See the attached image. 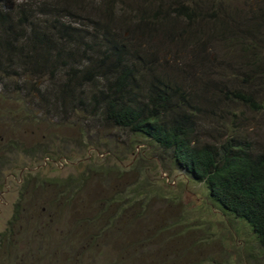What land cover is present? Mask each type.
<instances>
[{"label":"rangeland","instance_id":"374dc122","mask_svg":"<svg viewBox=\"0 0 264 264\" xmlns=\"http://www.w3.org/2000/svg\"><path fill=\"white\" fill-rule=\"evenodd\" d=\"M28 1L46 3L55 25L81 37L79 68L103 61L92 24L122 33L131 53L139 49L141 60L130 58L146 68L142 81L157 74L181 88L200 146L219 151L232 134L264 150V0ZM8 57L0 55V264H264L252 227L205 182L105 119L101 72L74 85L69 68Z\"/></svg>","mask_w":264,"mask_h":264},{"label":"trees","instance_id":"16d2710c","mask_svg":"<svg viewBox=\"0 0 264 264\" xmlns=\"http://www.w3.org/2000/svg\"><path fill=\"white\" fill-rule=\"evenodd\" d=\"M45 4L25 0L6 7L0 5L3 41L0 55L7 62L8 56L12 57L19 67L69 68L74 85L88 82L95 78L93 73L101 72L106 78L100 90L105 119L170 151L179 167L209 186L218 203L249 223L264 246V150L253 151L232 134L219 151L207 143L197 144V139L191 138L194 125L181 88L157 74L149 81H142L146 68L143 69L142 62L135 65L131 60L133 57L141 60L139 49L134 48L131 53L128 45L118 38L123 34L109 31L106 23L103 29L101 23L91 25L93 51L100 53L101 50L103 61L95 60L99 63L95 65L91 60L88 66L79 68L75 47L81 37L77 39L74 31L63 32V27L55 25L54 13ZM99 36L104 43L98 42ZM79 73H82L80 78ZM236 96L243 102L253 103L250 97L240 93Z\"/></svg>","mask_w":264,"mask_h":264}]
</instances>
